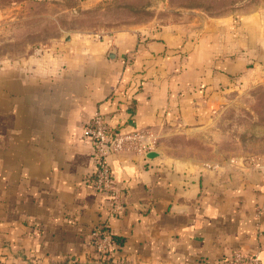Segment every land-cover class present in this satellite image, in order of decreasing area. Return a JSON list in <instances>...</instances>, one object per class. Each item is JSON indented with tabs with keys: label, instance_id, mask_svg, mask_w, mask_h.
Instances as JSON below:
<instances>
[{
	"label": "crops",
	"instance_id": "obj_1",
	"mask_svg": "<svg viewBox=\"0 0 264 264\" xmlns=\"http://www.w3.org/2000/svg\"><path fill=\"white\" fill-rule=\"evenodd\" d=\"M188 17L66 34L0 62V264L103 261L94 232L105 228L114 263L225 264L242 250L264 264V171L159 143L207 124L243 75L264 81V10ZM96 111L119 134H143L140 149L109 157L115 214L89 181Z\"/></svg>",
	"mask_w": 264,
	"mask_h": 264
},
{
	"label": "rangeland",
	"instance_id": "obj_2",
	"mask_svg": "<svg viewBox=\"0 0 264 264\" xmlns=\"http://www.w3.org/2000/svg\"><path fill=\"white\" fill-rule=\"evenodd\" d=\"M253 10H264V0H0V62L66 34L159 26L185 16L235 19ZM242 78L225 91L207 124L161 138L166 152L224 164L264 158V81Z\"/></svg>",
	"mask_w": 264,
	"mask_h": 264
},
{
	"label": "built area",
	"instance_id": "obj_3",
	"mask_svg": "<svg viewBox=\"0 0 264 264\" xmlns=\"http://www.w3.org/2000/svg\"><path fill=\"white\" fill-rule=\"evenodd\" d=\"M84 134L92 139L94 156V175L89 179L91 185L108 196V211L115 214L122 210V191L114 180L109 157L123 150L140 149L143 134L137 131L123 134H113L105 116L96 111L84 127ZM249 162L259 168H264V158H252ZM95 247L99 253L109 252L114 240L104 229L94 232ZM225 264H261L258 253L242 250L234 251Z\"/></svg>",
	"mask_w": 264,
	"mask_h": 264
},
{
	"label": "trees",
	"instance_id": "obj_4",
	"mask_svg": "<svg viewBox=\"0 0 264 264\" xmlns=\"http://www.w3.org/2000/svg\"><path fill=\"white\" fill-rule=\"evenodd\" d=\"M111 132L113 134H119L118 132H116V130L114 128H111ZM106 233L114 240L115 239V235L113 233H111L108 229L105 228ZM98 252V251H97ZM99 253V252H98ZM98 258L102 259L103 261L106 262H111V255L109 252H106L104 254L99 253Z\"/></svg>",
	"mask_w": 264,
	"mask_h": 264
},
{
	"label": "water",
	"instance_id": "obj_5",
	"mask_svg": "<svg viewBox=\"0 0 264 264\" xmlns=\"http://www.w3.org/2000/svg\"><path fill=\"white\" fill-rule=\"evenodd\" d=\"M264 164V162H263ZM264 171V168H259ZM31 264V263H28ZM59 264H127V263H114V262H104V261H90V262H65V263H59Z\"/></svg>",
	"mask_w": 264,
	"mask_h": 264
}]
</instances>
